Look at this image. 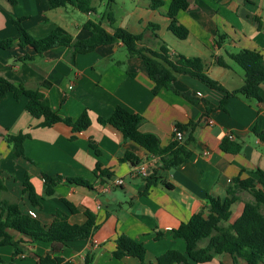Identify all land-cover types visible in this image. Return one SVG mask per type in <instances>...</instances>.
<instances>
[{"label":"crops","instance_id":"crops-1","mask_svg":"<svg viewBox=\"0 0 264 264\" xmlns=\"http://www.w3.org/2000/svg\"><path fill=\"white\" fill-rule=\"evenodd\" d=\"M163 2L152 9L149 0H123V12L118 17L114 15L113 26L104 21L102 26L108 32L120 26L141 35L139 46L157 50L160 42H164L185 56L200 57L206 72L228 91L240 87L243 81V71L228 53L252 49L259 51L264 60V0H188V8L176 15L178 23L188 30L182 40L169 30L166 15L169 0ZM100 4L99 0L91 1L94 8ZM96 14L82 13L71 5L50 9L47 0L14 3L0 0V39L14 41L10 47L0 48V76L27 88H38L61 117L75 120L84 110L90 117V125L70 139L72 131L68 125L58 122L38 126L42 119L25 110L27 98L15 99L12 93H7L0 100V171L6 187L1 197L16 202L22 212L43 225L51 223L56 209L67 213L69 222L76 224L86 220V209L93 212L95 228L91 236L67 242L58 253L65 260L84 264L89 253L93 264L155 263V258L168 249L185 251V241L173 236V229L204 208L208 194L224 198L232 178L257 179L256 170L264 171V136L258 135L264 132V83L260 86V100L235 95L223 107L219 104L225 92L211 89L188 75H177L171 86H164L154 94V83L142 60L128 56L119 41L76 54L70 47L57 46L31 60L18 61L35 51L28 45L17 44L15 18H24L22 25L34 38L62 27L75 39H84L90 32L83 23L102 18ZM150 24L157 25V29L152 31ZM218 35L224 36L220 47L216 45ZM214 56H221L228 67L217 65ZM44 81L50 85H42ZM117 105L139 114L140 131L155 134L162 148L173 141L176 125L193 124L190 155L173 169L158 170L148 189L143 177L132 174L136 165L122 158L131 153L139 160L138 164L149 162L153 163L150 168H154L158 157L125 140L113 126L99 122V117L109 116ZM190 129L183 130V141ZM19 132L29 135L23 142V156H17L5 140L7 135ZM223 138L241 143V151H222L219 144ZM90 141L99 150L98 156L90 148ZM96 161L111 172L110 179L101 181L95 175ZM42 173L59 180L52 196L44 195ZM25 175L35 189L39 206H33L24 192ZM66 177H82L92 184V189L68 184ZM116 178H122L124 184L104 190ZM238 195L240 200L232 206L229 223L240 214L243 202L251 199L246 191H239ZM61 198L69 200L76 212L71 213ZM9 231L23 240V253L14 259L17 264H37V255L49 253V243L31 242L22 234ZM118 234L143 244L146 249L143 263L132 256L121 259L113 256ZM11 255L10 245L0 246L4 262H9ZM220 263L246 264L240 258L233 261L228 253L218 254L205 264Z\"/></svg>","mask_w":264,"mask_h":264},{"label":"trees","instance_id":"trees-1","mask_svg":"<svg viewBox=\"0 0 264 264\" xmlns=\"http://www.w3.org/2000/svg\"><path fill=\"white\" fill-rule=\"evenodd\" d=\"M14 3L15 0H9ZM92 0H47L48 7L55 9L71 5L82 13L94 11L91 5ZM249 1V0H245ZM114 0H107L113 3ZM163 0H149V7L157 9L163 5ZM189 6L188 0H169L166 15L169 19V30L178 38L185 39L188 30L178 23L176 15L181 10H186ZM23 17L15 18L13 24L18 31L17 44L21 47L26 45L32 47L34 55L25 54L18 58V61L31 60L35 55H40L48 49L57 46H67L72 49V53H86L92 51L99 45L121 42L128 56H136L142 60L150 79L154 85L152 92L156 94L160 88L171 86L177 75H188L200 81L211 89L225 92L220 101L219 107H223L226 100L235 95H242L246 98L260 100V86L264 83V60L262 54L257 50L239 49L228 53L232 62L243 71V81L240 87L228 91L220 83L210 76L206 70L203 60L198 56L188 57L168 47L164 42H160L157 50L146 46H139L141 35L135 34L126 28L115 26L112 32H108L99 20H86L83 27L89 30L90 35L84 39H75L62 27H56L47 35L40 38L31 37L22 25ZM107 22L113 26L115 18L111 12L106 14ZM152 31L157 29V25L150 24ZM154 37L157 35L154 33ZM223 35H218L216 45L221 46ZM14 44L12 39H0V48H8ZM214 62L222 67L228 64L221 56H214ZM42 85L49 86L47 81ZM7 93H12L15 99L20 96L27 98L25 110L34 118L42 119L38 126L48 127L55 123L63 122L71 128L70 139L76 138L77 134L90 125L88 112L84 110L77 119L61 117L51 109L48 99L38 88H27L22 84H15L5 77L0 76V100ZM184 96L191 98L187 93ZM195 100L194 98H191ZM99 122L109 124L119 130L125 140H131L145 149L149 154L158 157V163L148 170L144 177L147 189L155 182L158 170H170L180 165L189 155V144L194 141L191 134L193 124H178L176 127L181 131L190 127V132L183 141H173L166 148L160 146L159 138L151 132L140 131L142 117L126 108L117 105L112 113L107 117H99ZM260 137L264 132L258 133ZM29 135L19 132L16 135H7L5 140L12 145L17 156L24 155L23 142ZM174 136V135H173ZM90 148L96 156L99 155L95 143L90 141ZM222 151L227 153H238L242 144L223 138L219 144ZM122 160L130 161L137 165L139 160L131 153H126ZM94 173L101 181L110 179L111 172L101 168V164L96 161ZM257 179L244 178L238 176L230 180L225 189L224 198L207 195V204L204 208L193 213L186 222H181L173 229V236L180 237L185 241L184 252L175 249H168L155 258V263L150 264H205L218 254L228 253L232 260L238 258L246 264L264 263V171L260 168L256 170ZM44 195L52 196L55 193V186L58 178L42 173ZM66 183L79 185L92 189V184L82 177H66ZM24 192L33 206H39V198L27 175L23 182ZM167 187L171 184L165 183ZM147 189L145 192H147ZM6 191V187L0 171V246L10 245L12 247L11 260L4 262L0 258V264H17L14 259L23 253L22 239H16L9 230L25 236L29 241L45 242L50 244V251L44 255H37V264H75L65 260L58 253L67 242L77 239H84L91 236L95 228V215L89 209L84 211L86 220L81 224L70 223L69 216L62 210L56 209L53 219L49 225H43L38 219L20 210L16 202H12L1 197ZM239 191H246L251 199L243 202L240 214L232 223L229 219L232 213V206L240 200ZM62 202L71 213L76 212V207L66 198H61ZM115 249L112 252L115 258L121 259L124 256H132L142 263L145 260L146 249L141 242L125 235L118 234L115 239ZM84 264H93L91 254L84 257ZM221 264V263H220Z\"/></svg>","mask_w":264,"mask_h":264},{"label":"built area","instance_id":"built-area-1","mask_svg":"<svg viewBox=\"0 0 264 264\" xmlns=\"http://www.w3.org/2000/svg\"><path fill=\"white\" fill-rule=\"evenodd\" d=\"M173 135H174L173 137L176 141H181L183 139V131L178 129L176 126L173 129ZM228 137L232 138V136H228ZM152 164H150L149 162H146L144 164H137L132 169V174L134 176H141L144 178L147 176L148 170L150 169V166ZM123 184H124V181L122 178H116L115 180H113L109 184H106V186L104 187V190H109V189L116 187V186H122Z\"/></svg>","mask_w":264,"mask_h":264},{"label":"rangeland","instance_id":"rangeland-1","mask_svg":"<svg viewBox=\"0 0 264 264\" xmlns=\"http://www.w3.org/2000/svg\"><path fill=\"white\" fill-rule=\"evenodd\" d=\"M101 1V4L99 6H95L94 11L99 14L102 15V18H100V21H104L107 22L106 19V14L108 12H111L112 15H120L123 12V0H114L113 3H107V0H99ZM103 2V3H102ZM96 14V15H97ZM99 20V19H98ZM168 47H171L169 44H167ZM240 68V67H239ZM242 70V69H241ZM249 196V195H248ZM250 197V196H249ZM245 198V197H244ZM248 198V197H247ZM235 207V206H234ZM233 207V208H234Z\"/></svg>","mask_w":264,"mask_h":264}]
</instances>
